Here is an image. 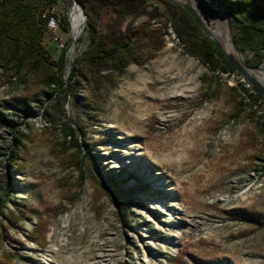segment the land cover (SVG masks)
I'll list each match as a JSON object with an SVG mask.
<instances>
[{
    "label": "rangeland",
    "instance_id": "1",
    "mask_svg": "<svg viewBox=\"0 0 264 264\" xmlns=\"http://www.w3.org/2000/svg\"><path fill=\"white\" fill-rule=\"evenodd\" d=\"M170 1L186 12L183 5L190 6L210 35L224 30V14L211 3ZM75 2L88 17L83 36L66 51L46 39L56 59L66 54L70 95L0 68V258L9 264H264V99L234 118L233 87L255 89L240 73L221 74L212 86L214 74L185 51L155 4ZM90 24L110 41L130 27L142 63L121 73L94 65ZM226 27L247 71L264 87L258 78L264 64L248 65L253 52L238 47L227 19ZM58 36L65 41L68 33L61 29ZM24 99L31 102L27 116ZM67 124L82 146L80 163L67 144ZM22 134L24 159L8 173L9 151ZM106 176L131 199L109 196Z\"/></svg>",
    "mask_w": 264,
    "mask_h": 264
},
{
    "label": "trees",
    "instance_id": "2",
    "mask_svg": "<svg viewBox=\"0 0 264 264\" xmlns=\"http://www.w3.org/2000/svg\"><path fill=\"white\" fill-rule=\"evenodd\" d=\"M142 3L155 4V13L158 17L170 21L175 26V31L182 42L185 51L197 57L202 64L208 67L214 74L210 81L213 86L221 80V74L239 75L218 47L204 34L195 19L179 5L170 0H141ZM229 13L231 24L236 32L235 38L238 47L244 52L251 50L254 59L246 60L250 66L264 64V0H215ZM49 6L55 5L57 0H47ZM141 3V5H142ZM182 10L185 15H177L173 9ZM41 10L40 0H0V68L16 75L21 81L27 79H39L47 91L59 89L70 95L69 84L64 79L66 70V54L61 53L56 59L46 47L48 37L45 24L38 19ZM60 15L62 13L60 12ZM63 18L62 31L68 32L69 24ZM89 53L94 65L110 67L116 72H123L132 62L141 64L138 60L135 48L134 34L130 27L122 30L120 36H115L110 41V34H101L94 24L89 26ZM112 43V44H110ZM56 59V60H55ZM77 74L74 67L72 75ZM236 93V106L233 117L238 119L248 108L257 106V102L263 100V96L256 91L251 93L245 84L240 83L233 87ZM25 108L23 114L29 115L31 102L24 99ZM66 114L64 113V116ZM1 137V136H0ZM67 144L76 149L77 163H80L79 155L82 146L78 144L73 127L66 125ZM25 136L15 139V143L7 157L6 170L18 171L20 163L24 159L26 151ZM103 183L106 193L118 201L127 197L131 199L125 190L115 183L111 176L104 177ZM142 189V188H139ZM4 186L0 181V212L5 208ZM124 216V218H123ZM122 214V220L131 226L132 221L127 220ZM15 220L9 218L13 225ZM0 264H9L0 258Z\"/></svg>",
    "mask_w": 264,
    "mask_h": 264
},
{
    "label": "built area",
    "instance_id": "3",
    "mask_svg": "<svg viewBox=\"0 0 264 264\" xmlns=\"http://www.w3.org/2000/svg\"><path fill=\"white\" fill-rule=\"evenodd\" d=\"M70 1L72 2L71 6H67L65 0H57V3L52 6H49L47 0L41 1V10L38 12V19L45 24L50 41L62 51L68 50L69 45L75 46L85 33L88 21L81 5H77L75 0ZM58 7L62 8V15H60ZM62 16L69 24L68 37L65 41L58 36V32L62 29Z\"/></svg>",
    "mask_w": 264,
    "mask_h": 264
},
{
    "label": "water",
    "instance_id": "4",
    "mask_svg": "<svg viewBox=\"0 0 264 264\" xmlns=\"http://www.w3.org/2000/svg\"><path fill=\"white\" fill-rule=\"evenodd\" d=\"M208 2L211 3L214 7L218 8L219 11L227 17L228 28L230 29L232 27V24H231V19H230V15L228 11L223 6H221L219 3H217L215 0H208ZM183 7L194 17L197 24L204 30L206 36L218 47V49L223 53V55L227 58V60L231 63V65L238 71V73L242 74L244 78L248 81L249 85H251L258 94L264 97V88L260 85L258 80L252 77V75H250V73L247 71L248 68L246 67L241 57L242 56L241 53L238 51L241 59H237L234 56L227 54L223 50L219 42H217V40H215V38L212 35H210V33L205 29L197 13L188 5H183ZM231 41L235 45L232 37H231Z\"/></svg>",
    "mask_w": 264,
    "mask_h": 264
},
{
    "label": "bare ground",
    "instance_id": "5",
    "mask_svg": "<svg viewBox=\"0 0 264 264\" xmlns=\"http://www.w3.org/2000/svg\"><path fill=\"white\" fill-rule=\"evenodd\" d=\"M201 1L202 0H198V3L202 4ZM205 1L208 2V0H205ZM222 17H223V20H222V22H220L219 25L223 26L224 30L219 29L218 31H214L213 32V37L215 38V40H217V42H219V44L222 46L223 50L227 54L232 55L235 58L239 59L238 51H237L235 45L233 44V42L231 41L230 34H229V32L227 30V27H226V19H227V17L225 15H222ZM217 18H219V16L215 15V21H216ZM261 73H262V75H258V78L264 83V71H261Z\"/></svg>",
    "mask_w": 264,
    "mask_h": 264
}]
</instances>
